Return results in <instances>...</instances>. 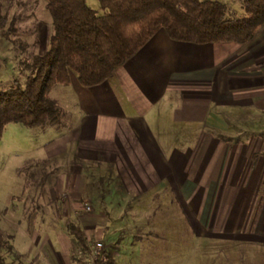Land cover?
Listing matches in <instances>:
<instances>
[{
	"label": "crops",
	"instance_id": "obj_1",
	"mask_svg": "<svg viewBox=\"0 0 264 264\" xmlns=\"http://www.w3.org/2000/svg\"><path fill=\"white\" fill-rule=\"evenodd\" d=\"M256 33L243 43H197L159 28L108 80L83 86L70 75L63 85L77 96L79 121L67 136L72 146L55 143L49 155L70 150L73 169L97 168L103 185L86 195L101 203L93 219L78 220L86 238L118 241L121 227L108 215L118 220L141 193L154 190L148 198L158 200L168 188L199 234L238 224L264 231V199L256 214L252 204L246 214L228 212L235 197L253 200L264 180V24ZM79 182L73 208L85 193ZM71 249L62 263L46 256L48 264H75Z\"/></svg>",
	"mask_w": 264,
	"mask_h": 264
},
{
	"label": "rangeland",
	"instance_id": "obj_2",
	"mask_svg": "<svg viewBox=\"0 0 264 264\" xmlns=\"http://www.w3.org/2000/svg\"><path fill=\"white\" fill-rule=\"evenodd\" d=\"M220 1L226 5L229 16L238 17L244 12L242 0ZM45 2L0 0V12L6 14L5 23L0 25L1 88L15 82L23 84L24 74L29 69L20 67L19 56L28 61L33 54L45 50L51 31ZM87 3L102 12L98 0H87ZM69 73L76 78L73 70ZM14 78L17 81L14 82ZM69 88L55 83L47 92L59 107L52 117L34 126L9 122L0 138V228L8 238L9 246H5L3 252L11 264H48L46 256L59 263L67 260L75 244L67 230V221L91 219L98 211L101 200L86 195L93 186L103 185L100 181L97 183V168L73 169L70 150L56 157L49 155L55 143L72 146L67 136L79 121L80 109L73 90L66 92ZM78 179L85 193L80 192L79 206L73 208L69 204L70 191L75 189ZM84 181L88 183L84 185ZM152 191L135 198L134 210L122 214L118 220L114 221L116 214L108 215V224L112 228L119 224L122 233L118 241L109 244L112 264H264L263 230L254 229L251 224H238L232 231L229 225L222 235L199 234L172 190L161 189L164 198L158 200L148 198ZM254 192L253 200V196L247 201L240 196L233 198L231 201L236 203L228 206L231 210L228 212L232 216L235 211L246 214L253 205L256 214L264 199V180L255 184ZM240 201L243 203L239 204ZM151 211L155 214L151 215ZM189 212L191 214L192 210ZM242 222L246 221L242 219ZM111 232L114 237L119 233ZM36 253L39 255L35 258Z\"/></svg>",
	"mask_w": 264,
	"mask_h": 264
},
{
	"label": "trees",
	"instance_id": "obj_3",
	"mask_svg": "<svg viewBox=\"0 0 264 264\" xmlns=\"http://www.w3.org/2000/svg\"><path fill=\"white\" fill-rule=\"evenodd\" d=\"M98 2L100 13L87 0H46L51 31L45 50L28 61L19 56L20 67L29 69L23 84L14 78L13 85L0 87V138L9 122L34 126L52 117L59 107L47 92L55 83L68 84L70 70L80 85L101 83L159 28L175 40L243 43L252 40L264 24V0H242L244 12L238 17L227 15L226 5L220 0ZM5 21L6 14L0 12V25ZM66 227L75 239L70 257L75 264H83V255L76 254L75 249L86 250V232L79 221L68 220ZM7 241L0 228V264H11L3 252L9 246ZM112 263L109 248L108 260L102 264Z\"/></svg>",
	"mask_w": 264,
	"mask_h": 264
},
{
	"label": "built area",
	"instance_id": "obj_4",
	"mask_svg": "<svg viewBox=\"0 0 264 264\" xmlns=\"http://www.w3.org/2000/svg\"><path fill=\"white\" fill-rule=\"evenodd\" d=\"M86 244V250L75 249L76 254L83 255V264H102L108 260L109 244L105 243L101 238H87Z\"/></svg>",
	"mask_w": 264,
	"mask_h": 264
}]
</instances>
